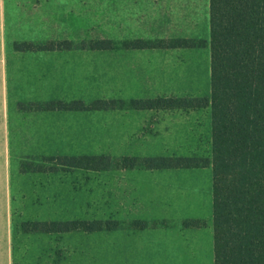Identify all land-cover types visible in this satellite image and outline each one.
Listing matches in <instances>:
<instances>
[{
  "label": "crops",
  "instance_id": "crops-1",
  "mask_svg": "<svg viewBox=\"0 0 264 264\" xmlns=\"http://www.w3.org/2000/svg\"><path fill=\"white\" fill-rule=\"evenodd\" d=\"M56 1L0 0V194L5 190L6 204H10V178L24 176L19 165L25 159L203 158L209 163L196 168H74L39 173L73 176L86 171L112 178L113 194L108 201L120 222L113 230L115 264H201L204 252L212 254L213 261L210 107L127 106L131 100L209 98V0H112V4L97 6L113 15L97 18H75L71 4L60 5L70 12L59 16ZM93 33L97 39L113 40L112 47L91 49L86 39ZM136 39L164 43L148 48L127 46ZM179 39L203 44L178 46L174 41ZM51 42L69 47L16 48L17 44ZM97 100L123 106L20 108ZM169 146L175 150L169 152ZM68 185L67 205L73 207L74 188ZM99 187L106 188L105 184ZM200 210H205V219ZM186 220L202 224L184 226ZM136 221L146 226L127 225ZM11 242L2 246L5 252L14 251Z\"/></svg>",
  "mask_w": 264,
  "mask_h": 264
},
{
  "label": "trees",
  "instance_id": "trees-1",
  "mask_svg": "<svg viewBox=\"0 0 264 264\" xmlns=\"http://www.w3.org/2000/svg\"><path fill=\"white\" fill-rule=\"evenodd\" d=\"M189 47L202 41L179 39ZM163 41L136 39L131 48L163 46ZM170 46V45H168ZM60 43L17 44L18 50L68 48ZM98 43L91 49L111 48ZM209 98H154L131 100L134 109L202 108L211 114L213 264H264V0H209ZM122 102L97 100L20 105L28 110H100L122 107ZM197 157H122L107 155L58 156L22 161L21 172H53L74 168L109 170L203 167ZM186 220L184 226H200ZM140 222L135 228H143ZM24 232L114 230L101 220L22 223Z\"/></svg>",
  "mask_w": 264,
  "mask_h": 264
},
{
  "label": "rangeland",
  "instance_id": "rangeland-1",
  "mask_svg": "<svg viewBox=\"0 0 264 264\" xmlns=\"http://www.w3.org/2000/svg\"><path fill=\"white\" fill-rule=\"evenodd\" d=\"M60 5L71 4L75 18H97L112 16L113 12L98 8L97 5L112 4V0H58ZM70 11L58 8V15ZM90 30H95L91 26ZM89 31V27H86ZM86 35V33H85ZM94 33L86 39L90 45H113L111 39H97ZM66 45V43H63ZM169 152L175 146H169ZM20 162V165L21 166ZM21 170V169H20ZM23 177L10 178V204L5 202V190L0 194V264H115L113 230L65 232H24L22 223L68 222L101 220L104 224L117 225L112 201L113 180L99 177L97 173L76 172L67 176L24 172ZM17 175V174H16ZM20 180V181H19ZM73 187V207L68 206L70 196L65 186ZM73 182L72 184H70ZM105 184L106 188H100ZM20 190V192L18 191ZM107 191V192H105ZM50 196V198L48 197ZM68 196V197H67ZM39 200V201H37ZM135 213V212H134ZM205 219V210H200ZM140 222H131V227ZM11 241L12 253L5 252V242ZM211 253V252H210ZM11 255V256H10ZM201 264H213L212 254L205 252Z\"/></svg>",
  "mask_w": 264,
  "mask_h": 264
}]
</instances>
